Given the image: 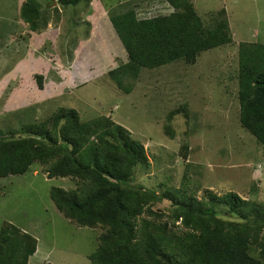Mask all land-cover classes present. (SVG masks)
<instances>
[{
    "label": "rangeland",
    "instance_id": "374dc122",
    "mask_svg": "<svg viewBox=\"0 0 264 264\" xmlns=\"http://www.w3.org/2000/svg\"><path fill=\"white\" fill-rule=\"evenodd\" d=\"M26 1L0 0V132L38 124L62 107L76 109L84 121L105 116L147 150L151 166L137 172L134 184L178 189L187 174L202 183L191 193L199 200L212 190L264 203V149L241 126L238 100L239 45L264 43V0H192L208 27L226 11L233 42L203 52L196 65L143 70L130 94L108 76L127 62L109 17L135 8L140 20L149 19L171 14L172 6L165 0H91L67 10L39 0L53 5L48 28L33 39L21 18ZM36 74L45 76L43 89ZM183 104H188L189 118L175 117L172 139L165 131L167 116ZM52 187L71 190L76 182L49 179L41 165L1 179L0 228L8 221L37 239L38 252L29 264H90L88 256L97 250L102 231L72 224L52 201Z\"/></svg>",
    "mask_w": 264,
    "mask_h": 264
},
{
    "label": "trees",
    "instance_id": "16d2710c",
    "mask_svg": "<svg viewBox=\"0 0 264 264\" xmlns=\"http://www.w3.org/2000/svg\"><path fill=\"white\" fill-rule=\"evenodd\" d=\"M90 1L52 3L68 10ZM165 1L174 10L169 15L140 20L131 8L109 17L127 62L108 71V76L126 94L145 69L192 65L203 52L233 42L225 10L213 28H207L192 0ZM49 5L39 0L22 5L21 18L30 31L44 34ZM44 77L34 76L39 89L44 88ZM238 100L241 126L264 149L263 42L239 45ZM181 114L189 118L188 104L167 116L165 131L172 139L170 124ZM183 145L189 149L186 142ZM36 165L49 179L75 180L71 190L52 187L50 197L72 224L102 231L97 250L88 256L90 264H264L263 202L212 190L199 200L191 193H197L202 183L192 182L187 174L178 189L134 184L137 172L151 166L147 150L108 117L84 121L76 109L62 107L38 124L0 132V180L25 175ZM258 191L252 187L254 194ZM164 201L169 207L163 209L158 205ZM37 251L33 235L8 221L2 223L0 264H29Z\"/></svg>",
    "mask_w": 264,
    "mask_h": 264
},
{
    "label": "clouds",
    "instance_id": "9594fccd",
    "mask_svg": "<svg viewBox=\"0 0 264 264\" xmlns=\"http://www.w3.org/2000/svg\"><path fill=\"white\" fill-rule=\"evenodd\" d=\"M97 12V11H96ZM96 17V16H95ZM109 25H111V24H109ZM213 25H211L210 27H208V26H205V27H207V28H213L212 27ZM110 27H108V29H109ZM111 28L113 29V27H112V25H111ZM30 30V29H29ZM115 31V30H114ZM31 33L32 34H35L34 36H33V39H34V37H36V33H34V32H32L31 31ZM125 50V49H124ZM201 55V54H200ZM200 55H199V57H198V59H197V61H196V63L195 64H192V65H196V64H198V62H199V60H200ZM12 57V55H9L8 56V58H11ZM119 125V124H118ZM38 252V251H37Z\"/></svg>",
    "mask_w": 264,
    "mask_h": 264
},
{
    "label": "crops",
    "instance_id": "0c3cea01",
    "mask_svg": "<svg viewBox=\"0 0 264 264\" xmlns=\"http://www.w3.org/2000/svg\"><path fill=\"white\" fill-rule=\"evenodd\" d=\"M97 25V24H96Z\"/></svg>",
    "mask_w": 264,
    "mask_h": 264
}]
</instances>
